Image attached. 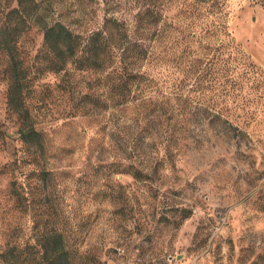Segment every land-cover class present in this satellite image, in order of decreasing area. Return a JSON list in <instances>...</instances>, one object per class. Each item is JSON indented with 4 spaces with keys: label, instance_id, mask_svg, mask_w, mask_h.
Wrapping results in <instances>:
<instances>
[{
    "label": "rangeland",
    "instance_id": "374dc122",
    "mask_svg": "<svg viewBox=\"0 0 264 264\" xmlns=\"http://www.w3.org/2000/svg\"><path fill=\"white\" fill-rule=\"evenodd\" d=\"M38 1L75 29L117 18L133 50L112 56L111 79L73 64L32 78L45 140L32 163L0 31V264L15 240L13 264H45L37 214L58 218L79 251L70 264H264V0ZM41 44L35 27L16 43L32 77ZM16 157L22 211L5 165Z\"/></svg>",
    "mask_w": 264,
    "mask_h": 264
},
{
    "label": "trees",
    "instance_id": "16d2710c",
    "mask_svg": "<svg viewBox=\"0 0 264 264\" xmlns=\"http://www.w3.org/2000/svg\"><path fill=\"white\" fill-rule=\"evenodd\" d=\"M16 6L10 7L9 0H4V8L0 10V15L4 16V22L0 29L4 36V51L7 56L6 75L8 86L6 90L7 104L16 113L20 122L18 132L19 139L25 146L27 154L22 160L34 163V158H29L33 153L32 149H44V130L38 123L34 122L31 116V96L32 78L41 77L44 74L69 72V65L78 71L87 73H102L109 70L105 79L112 78L115 73V66L112 65L111 58L119 51L129 52L133 50L130 44L125 45L126 32L121 22L117 18L111 19L115 30L106 31L102 28H92L89 25L75 29L63 20L54 19L48 10L40 8L38 0H15ZM33 17L35 19L33 20ZM105 26V25H104ZM41 33L42 44L41 53L46 58L36 68L34 76L29 72V67L25 64L26 57L21 55L16 46L17 40L27 35L32 28ZM145 27V26H144ZM143 27V28H144ZM141 25H136L137 30H141ZM152 34L156 37L162 35L160 27H153ZM154 41L150 46V51L155 49ZM110 68V69H109ZM18 158L5 163L11 167L12 178L9 182L10 193L13 198V208L17 211L25 209L27 196L24 193L22 184H18L13 175L14 166L18 163ZM112 164H116L112 162ZM130 167L122 168L128 171ZM127 169V170H126ZM35 172V168L31 170ZM53 174L52 171H48ZM58 218L44 217L37 214L33 218L32 228L36 230L35 243L41 252V258L45 264H70L72 255L79 252L73 250L67 244V239L63 230L59 228ZM19 226L12 227L11 239H16ZM18 244L6 242L4 251V261L6 264H13L18 256L14 253ZM71 249V250H70Z\"/></svg>",
    "mask_w": 264,
    "mask_h": 264
}]
</instances>
